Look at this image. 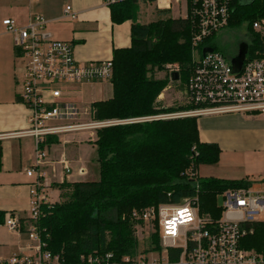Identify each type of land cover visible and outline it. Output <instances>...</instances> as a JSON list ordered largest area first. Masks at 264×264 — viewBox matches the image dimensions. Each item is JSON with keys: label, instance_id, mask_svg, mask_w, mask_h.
I'll return each instance as SVG.
<instances>
[{"label": "trees", "instance_id": "obj_1", "mask_svg": "<svg viewBox=\"0 0 264 264\" xmlns=\"http://www.w3.org/2000/svg\"><path fill=\"white\" fill-rule=\"evenodd\" d=\"M141 2L154 0H117L109 4L113 23L131 21V45L114 48L112 95L90 104L93 119L144 117L193 106L188 103L164 106L159 96L175 71L179 74L178 81L184 86L188 82L194 67L195 21L189 13L172 17L170 8L156 6L157 18L140 23ZM233 8L229 27L245 24L251 36L250 53L256 49L262 52L264 38L252 25L264 17V0H233ZM214 35L207 37L202 45L228 55L213 42ZM15 51L20 54L16 46ZM175 66L178 68L171 70ZM167 69L170 70L163 77L157 76ZM198 118L153 119L98 128L93 144L99 178L52 182L51 187L64 190L61 199L44 203L42 216L36 221L30 216L19 217L23 232L27 231L25 223L35 224L49 249L71 262L82 253H112L120 259L133 255L139 246L135 227L141 220L134 217L135 211L197 195L200 213L219 219L222 207L218 196L225 190L248 187L254 182L247 177L224 179L198 175L200 165L217 163L221 154L218 144L201 140ZM54 142H58V135L46 136L41 147L49 149ZM13 214L0 209V225ZM150 241L158 243L156 232ZM243 242L247 248L261 250L264 222H258L255 233ZM148 245L144 244V251L150 250Z\"/></svg>", "mask_w": 264, "mask_h": 264}, {"label": "built area", "instance_id": "obj_2", "mask_svg": "<svg viewBox=\"0 0 264 264\" xmlns=\"http://www.w3.org/2000/svg\"><path fill=\"white\" fill-rule=\"evenodd\" d=\"M117 0H105L108 4ZM148 1V0H145ZM158 8L183 6L195 21L193 32L194 67L186 84V101L191 108L144 117L96 120L91 107L81 108L67 95L69 86L77 83L110 81L112 59L80 64L74 57L69 42L55 39L45 29L46 19L36 16L29 24L18 26L13 19L2 21L5 29L14 34V43L26 58L23 74V103L31 110L29 128L18 134L32 136L36 144V163L27 170L28 176L38 173L30 184V217L42 216V206L51 202L47 185L43 182V166L47 148L41 147L44 138L101 127L133 122L178 117L245 113L264 119V49L249 48L243 66L235 72L231 57L204 40L229 26L233 0H154ZM67 6L65 16L75 17ZM253 30L264 38V17L253 22ZM206 47L212 51L203 53ZM256 55L257 57H254ZM67 171L70 166L63 159ZM84 173V170H80ZM256 182H264V167ZM198 190V184L195 185ZM248 187L228 189L220 195L222 215L213 220L200 213L198 196L180 202H165L142 212H133L141 223L136 224V235L146 231L150 240L157 234L158 243L149 241L148 251L137 249L133 255L116 259L112 253L80 254L76 261H68L61 253L49 249L41 230L26 224L31 242L19 252L0 257V264H264V243L261 250L247 248L244 239L255 233V225L264 222V191L252 192ZM12 231L24 233L16 214L5 220ZM25 232V233H26ZM138 237V236H137ZM139 238V237H138ZM151 253L152 256H147ZM155 253V255H154Z\"/></svg>", "mask_w": 264, "mask_h": 264}, {"label": "crops", "instance_id": "obj_3", "mask_svg": "<svg viewBox=\"0 0 264 264\" xmlns=\"http://www.w3.org/2000/svg\"><path fill=\"white\" fill-rule=\"evenodd\" d=\"M0 1L7 3L5 9H0V30L5 29L4 19H13L18 26H25L36 16H42L46 19V31L55 39L72 44L74 57L80 64L110 60L114 48L131 45V21L113 23L105 0H65V4L54 0ZM67 6L71 7L75 17L65 16ZM20 56L15 51V43L0 45V209L28 217L33 180L26 170L34 165L36 144L32 136L18 134L29 128L31 114L21 97L24 70L20 71ZM97 82H108L112 91L110 81ZM83 84H71L68 94L77 93ZM198 128L202 141L216 143L221 149L217 163L198 167L199 176L258 180L264 167L262 117L245 113L201 116ZM77 135L73 138L68 136L47 149L50 156L43 169L52 167L54 179L50 184L86 180L80 170L84 168L87 173L84 156L88 153L81 149L83 133ZM63 159L70 166L69 171L65 169Z\"/></svg>", "mask_w": 264, "mask_h": 264}, {"label": "rangeland", "instance_id": "obj_4", "mask_svg": "<svg viewBox=\"0 0 264 264\" xmlns=\"http://www.w3.org/2000/svg\"><path fill=\"white\" fill-rule=\"evenodd\" d=\"M57 1L56 3H59L60 1H63V4H65V0H54ZM7 6L6 1L1 2L0 1V9L3 10ZM183 4L180 8L179 5H175L171 9L170 15L172 17H181L186 14L185 10L183 9ZM156 13V5L155 2H149V3H140L139 13H138V21L140 23H149L157 18ZM213 42L220 47L228 56L236 55L238 52L239 44L241 42H251V36L249 35L246 25L242 24L238 28H232L227 27L223 29L222 31L216 33L213 38ZM14 45V34L11 32H8L6 29L0 30V45H8V44ZM3 59V57H1ZM20 62V71L24 70V64L26 58L23 56L18 57ZM178 67H171V70H176ZM170 69H167V71L159 72L157 73L158 77H163L167 72H169ZM23 77V74H22ZM187 84V83H186ZM74 89V88H72ZM162 97H159L162 104L164 106H174V105H184L187 104L186 99V85L182 84L178 80H172L170 81V84L163 90L161 93ZM112 95L111 87L108 82H97V83H84L83 85H80L78 87L77 93L68 94V98L71 101H77L79 106L81 108L89 107L91 102L97 99H106ZM70 96V97H69ZM181 111V110H179ZM97 130H86L81 132H74V133H67V134H60L58 135V142H54L52 144L59 143V141H63L68 136L71 138L80 135V133L83 135V139H81L82 142V150H85L86 156H84L85 160V168H82L85 172L82 173L84 175V179L86 180H96L99 178V169H98V163L95 158L94 150L96 153V145L94 143V140L97 136ZM77 141H79L77 139ZM78 143V142H77ZM50 153L48 150H46L45 160L49 159ZM36 163V150H35V156H34V165ZM32 168V166H28L27 170ZM72 168V165H71ZM26 170V172H27ZM43 182H45L47 185L50 184L51 180L54 179L53 173H52V167L50 165L49 168H46L43 172ZM202 175H204L201 172ZM38 179V173L35 171L32 176V182H35ZM252 192H263L264 191V182H254L250 188ZM64 192L62 189H58L56 187H47V194L49 196L50 200L53 201H59L61 199V194ZM223 197L222 195L218 196V202L219 204H222ZM30 203V199L28 201ZM28 214H30V210L28 211ZM262 220H264V217L262 216ZM146 232V231H145ZM144 231H140L137 236L139 237V246L138 250L139 252H143L145 250L144 244L148 245L149 239L147 238V234H145ZM31 242V238L29 237V234L26 232L24 233H18L15 231H12L7 225L2 224L0 225V257H8L11 254L19 252L20 248L25 247L28 243ZM149 246V245H148ZM155 255V253H154ZM147 256L151 257V253H147Z\"/></svg>", "mask_w": 264, "mask_h": 264}, {"label": "water", "instance_id": "obj_5", "mask_svg": "<svg viewBox=\"0 0 264 264\" xmlns=\"http://www.w3.org/2000/svg\"><path fill=\"white\" fill-rule=\"evenodd\" d=\"M249 45L247 42H241L239 44L238 52L235 56L232 57L231 63L235 72H239L243 66L246 54L248 52ZM207 51H212V47H206L203 53ZM179 77L178 72H173L172 80H177Z\"/></svg>", "mask_w": 264, "mask_h": 264}]
</instances>
